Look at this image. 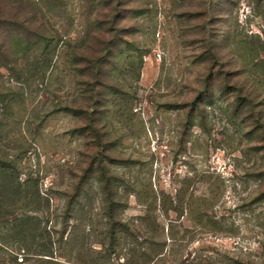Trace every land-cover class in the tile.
Returning a JSON list of instances; mask_svg holds the SVG:
<instances>
[{
    "label": "rangeland",
    "instance_id": "374dc122",
    "mask_svg": "<svg viewBox=\"0 0 264 264\" xmlns=\"http://www.w3.org/2000/svg\"><path fill=\"white\" fill-rule=\"evenodd\" d=\"M16 1L0 264H264V0Z\"/></svg>",
    "mask_w": 264,
    "mask_h": 264
},
{
    "label": "trees",
    "instance_id": "16d2710c",
    "mask_svg": "<svg viewBox=\"0 0 264 264\" xmlns=\"http://www.w3.org/2000/svg\"><path fill=\"white\" fill-rule=\"evenodd\" d=\"M8 1H10V0H8ZM17 3H20L21 5L22 4H32L31 2H30V0H17L16 1ZM48 4L50 5V6H54V4H53V2H52V0H48ZM52 2V3H51ZM7 4H9V3H7ZM7 4L5 3V5L7 6ZM34 10V9H33ZM39 12V11H38ZM10 13V12H9ZM9 13H7L6 11H1L0 12V30L1 29H4V30H8V31H11V32H16V31H18V30H23V31H25L27 28L24 26L25 25V23H27V22H30L31 20H34L35 19V17H36V15L35 14H31V15H29L28 14V16L29 17H26L25 19H24V21L23 22H21V21H19V20H17L16 19V17H15V14L13 13V14H9ZM40 37H42L43 38V36L41 35ZM44 40H45V38H44ZM51 47H52V44L51 43H44V50L45 51H49L50 49H51ZM0 48H2V46L0 47ZM18 228V227H17Z\"/></svg>",
    "mask_w": 264,
    "mask_h": 264
}]
</instances>
